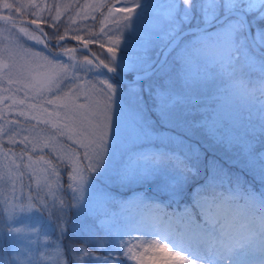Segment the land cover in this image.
I'll return each mask as SVG.
<instances>
[{"label": "snow or ice", "instance_id": "snow-or-ice-1", "mask_svg": "<svg viewBox=\"0 0 264 264\" xmlns=\"http://www.w3.org/2000/svg\"><path fill=\"white\" fill-rule=\"evenodd\" d=\"M120 2L123 7L99 0L84 5V12L77 11L81 20H87L89 12L108 9L107 15L100 13L104 17L100 33L88 29V37L71 36L89 50L80 60L76 48L62 47L68 28L65 35L57 36L42 26L50 19L58 27L60 4L41 7L36 0L0 4L4 25L0 40L9 41L0 47V82L8 84L0 87V93H8L0 94V181L5 177L3 160H7L14 201H0L6 205L0 208V218L7 215L6 220L0 219L7 225L6 233L0 227V234H6L9 241L6 249H0V264H125L126 260L141 264V254L134 251L133 240L139 239L132 237L134 231L169 241L176 251L168 243H150L169 251L170 264H264V191L245 187L243 175L210 161L205 182L181 204L188 176L197 175L199 169L185 164L180 155L187 149L192 158L199 159L200 145L186 144L185 137L190 140L202 130L215 136L226 123L220 113L207 109L199 116L191 114L199 103L197 90L211 87L217 78L225 83V91L258 101L264 132V0H169L157 10L168 22L167 30L160 29L156 36L146 34L139 49L145 55L135 60L126 55L128 41L121 48V40L126 30L137 31L149 5L146 0ZM53 7L55 15L30 21L34 28L17 20L30 8L50 11ZM69 7L80 8L68 5L65 13ZM69 21L75 18L69 16ZM105 22L116 27L106 30ZM101 35L110 46L100 41ZM21 37L46 49L54 38L57 52L71 63L34 51ZM153 40L161 42L164 60L155 70L146 54ZM92 44L106 51L93 52ZM193 67L202 68L205 75L193 73ZM129 72L132 78L124 81ZM116 77L121 78L119 85L113 82ZM145 95L152 100L161 125L182 128L179 135L162 138L175 145V151L140 150V144L156 135L154 124L143 114ZM5 109L15 118L6 119ZM24 132L28 135H21ZM5 137L12 147L4 145ZM241 150V171L264 185V147L257 151L244 140ZM170 162L174 167L168 169ZM230 163L237 165V161ZM61 168L67 172L66 185L60 183ZM26 175L31 182L28 195L16 197V181H21L23 192ZM158 176L163 179L157 189L166 199L146 201L143 194H137L135 202L145 211L134 224L115 226L116 213L109 212V205L125 207L128 202L114 200L109 185L143 183ZM62 190L71 192L70 199L56 195ZM73 208L83 218H92V223L70 222L68 212ZM24 214H47L49 227L42 233L27 225L13 226ZM69 230L83 237L79 245L64 244Z\"/></svg>", "mask_w": 264, "mask_h": 264}, {"label": "rangeland", "instance_id": "rangeland-1", "mask_svg": "<svg viewBox=\"0 0 264 264\" xmlns=\"http://www.w3.org/2000/svg\"><path fill=\"white\" fill-rule=\"evenodd\" d=\"M4 0H0V4H2ZM9 2L12 3H27L28 0H9ZM38 4L43 7L44 5H54V4H60L61 5V18L60 21L56 22V25L58 27L52 26V21L50 19L47 20L46 24L49 26V28L55 32H60L62 34H65V29L68 28L69 31L67 34L71 35H79L82 37H88L89 32L88 29H91V32L96 34L100 33V29L102 27L101 21L104 19L103 16L100 15L101 12H103L105 15L108 13L107 8H101L98 11L92 13L89 12V18L87 20H81L80 16L77 15V11L84 12V5H90L93 3L99 2V0H36ZM106 2L117 6V7H123L124 5L120 2V0H106ZM143 2V0H142ZM147 4L149 5L148 10L143 18V20L140 22L139 27L135 33H131L129 30H126L124 33V39L121 40V48L125 45V40L128 41L127 47L128 51L126 55L133 60H135L138 55H145L144 52L139 51L141 42L146 34H151L152 36H156L159 33L160 29L167 30L168 28V22L166 20H163L160 16L157 15V10L161 9L162 6H166L169 3V0H146ZM68 5H79L80 8L77 9L75 7H69L67 9V12L65 13V6ZM0 11H3L0 9ZM36 12L37 16H33L32 13ZM7 13V12H6ZM32 15L34 19L39 17H49L50 15L56 14V9L53 7L50 11L48 9H44L41 11L40 9H28L25 15ZM13 15H16L13 12ZM69 16L74 17L75 21L70 22ZM95 16L96 19L93 20L92 17ZM194 22V21H193ZM3 23H0V27H3ZM27 26V25H23ZM87 26V28L85 27ZM29 27V26H28ZM103 27L107 30L109 28L114 29L116 25L110 24L108 22H105ZM31 29V27H30ZM15 31V30H14ZM116 33L113 32V35ZM7 33H5V36ZM23 40V43L25 46L31 47L34 51H40L43 52L45 55L49 56L50 58L59 59L60 61L64 63H71V61L68 60V57L63 55L62 53L57 54L58 52H52V54H48L46 52V48L43 47V45H38L34 41H29L26 38L21 37ZM100 41L105 43L106 47L110 46L108 44L107 38L103 35L100 36ZM9 41L7 39L0 40V47L7 46ZM66 43V42H65ZM160 41L153 40L151 46L148 49V52L146 53L153 61L156 60L160 53ZM94 50L96 52H102L106 51L105 49H100L98 44H93ZM56 54V55H55ZM118 56L121 54L118 51ZM6 55V54H5ZM76 59L80 60L84 56V54H81L80 52H76ZM174 55V54H173ZM168 63H171V57H169ZM193 73H196L197 71L200 72V75L203 77L205 75L203 69L199 70L196 67H193L192 69ZM216 71H219L216 69ZM81 77L84 78V73H80ZM156 76H159V72H156ZM90 78V77H87ZM254 79H258V77H254ZM71 83V81H69ZM117 83V82H114ZM120 83V82H119ZM119 83H117L119 85ZM0 87L7 88L8 84L6 80H3L0 82ZM65 90H67L65 88ZM126 91V89H124ZM199 95L197 96V99H199L200 107L204 108L207 107V100L211 99L213 100V107L209 112H218L226 121L225 124H223L222 127H225L227 129L226 135L227 137H231L233 141L235 142H243L244 138L241 137V130H240V121H242L244 116H247L249 118H255L259 117V115L252 113V110L249 106L252 105L253 102H249L246 98H242L239 95L231 94L227 91H225V83L221 81V79L217 78L215 81L212 82V86L209 88H202L197 90ZM4 96H7V92L0 93ZM22 96V93L20 94ZM247 103H245V101ZM132 106V105H130ZM3 105H0V108H2ZM134 107V106H133ZM143 114L154 124V132H155V138H153L150 141H145L142 144L139 145L140 150H167V151H175V145L169 144L166 141L162 142L163 137L173 136V135H179L182 131L181 128H175L172 129L171 126L161 125L158 122V117L156 112L153 110H149L148 106L146 105L145 101H143ZM153 108V104H152ZM259 112V105L258 110ZM204 113V112H203ZM154 114L156 116H154ZM5 116L6 119H14L12 115L8 114V110L5 109ZM260 118V117H259ZM0 123H3V121H0ZM32 123H35V121H32ZM8 127L7 125H5ZM239 131V132H238ZM21 135H28L27 132L21 133ZM20 137H17L19 139ZM199 137L197 135L191 136L190 140L188 137H185V143H200L198 141ZM4 145L6 147H12L7 144V137L4 138ZM17 152H19V148L15 149ZM39 154V153H37ZM47 155V153H45ZM180 155L184 157L185 164H194L198 169L199 172L197 175L192 176L189 175L187 179V183L184 185L182 190V199L181 204L188 202L191 192L193 189L197 188L198 185H201L205 182L206 177V169L209 166L210 161H215L218 165L222 166L224 169H227L232 174H240L244 176V180L246 181L245 187L251 186V188L256 192L264 191V186L257 187L252 183L251 180L245 177L244 173L237 168V165H233L230 163V161L233 160H227L219 155H207L204 153V151L200 150V157L199 159L192 158V154L187 151V149H183L180 151ZM2 159V157H0ZM7 160H3L4 165V171H5V177L3 181H0V201H8L9 203L14 202L13 197V189H12V183L8 179L7 176ZM168 169H171L174 167V163L170 162L167 166ZM61 171V178L60 183L61 184H67L68 178H67V172L64 170V168L60 169ZM163 177L158 176L151 180L145 181L143 183H132L127 185H121L119 183H112L108 187V191L112 195L113 199L120 202H128L127 206L121 207V204H110L109 205V212L110 213H116V216L114 218L115 226H124V225H132L134 224L140 217L141 212L145 211V209L138 205L136 201L137 194H143V197L146 201H162L165 200L166 197L159 193L157 189V185L162 182ZM30 180L28 176L26 175L23 179V185H24V191H21L20 184L21 181H16V191L15 195L16 197L23 196L25 199L28 195V186L30 184ZM33 189L35 188V185H32ZM44 195L47 196V191L45 190ZM57 196L63 197L65 199H70L71 192L67 191H59L56 193ZM6 205L3 203H0V208H5ZM175 207V205H173ZM79 217V211L78 209H71L68 212L69 221H74L75 217ZM2 220L7 219V215L5 214L4 217L0 218ZM30 226L34 228H38L43 231L49 227V222L47 220V214H44V216H40V214H37L36 216L24 214L19 215L17 217V222L15 227L20 226ZM132 237H139V239H134L133 244L136 246L134 247V251H137L141 254V264H170V262L173 260V258L170 256L169 251L163 249L162 247H157L155 245H152L151 241H157L158 244L163 245L165 243L169 244V248L172 251H176V249L172 246V244L163 239L160 236L157 235H151V234H142L141 232H132ZM6 236V235H5ZM126 239L128 237H125ZM7 248L9 241L7 236L5 237L4 241L0 242V245H2ZM125 264H137V261L135 260H126Z\"/></svg>", "mask_w": 264, "mask_h": 264}, {"label": "trees", "instance_id": "trees-1", "mask_svg": "<svg viewBox=\"0 0 264 264\" xmlns=\"http://www.w3.org/2000/svg\"><path fill=\"white\" fill-rule=\"evenodd\" d=\"M24 16H31L24 15ZM43 27L46 30L47 33H54L55 35L61 34L59 31L55 32L49 28V26L46 23H43ZM127 76H130L129 73H126ZM157 77V76H156ZM156 77H153L155 80ZM257 96L259 97V93H257ZM199 100V99H197ZM207 100V107H200V104L198 103L195 107V109L191 110L192 115L199 116L200 114H203L204 110L207 109L209 112L213 107V100L208 98ZM144 101L146 105L148 106V109L153 111L152 108V100L145 95ZM245 101V100H244ZM245 103H247L245 101ZM258 101L253 102L251 106H249L252 110L253 115L257 114L259 115L258 110ZM154 116H156L154 114ZM261 121L259 117L255 118H249L247 116H244L242 121H240V130H241V137L244 138V140L249 141L252 145H254L255 149L259 151L262 147H264V132L261 130ZM221 125L220 130L216 133L215 136L209 137V135L206 133V130H202L200 133L196 134L200 142V150L204 151L205 154L209 155H219L227 160H233L237 161V168L241 170L243 168V155L241 150V144L242 142H235L231 137H227L226 131L227 129L225 127H222ZM182 131V128L180 129ZM239 132V131H238ZM245 177L247 176L249 179L252 180V182L256 185H262L258 180H254L252 175H249L247 171H243ZM74 221L77 223V225L82 226L83 224H91L92 218L85 219L81 215L78 217H75ZM0 227L4 228V232L6 233L7 225L0 223ZM6 234H0V242L4 241ZM83 237L81 235H74L71 230L68 231L67 236L64 240V244L68 245L69 243L79 245L82 242ZM0 249H6L3 244L0 245ZM90 250H92L90 248Z\"/></svg>", "mask_w": 264, "mask_h": 264}, {"label": "water", "instance_id": "water-1", "mask_svg": "<svg viewBox=\"0 0 264 264\" xmlns=\"http://www.w3.org/2000/svg\"><path fill=\"white\" fill-rule=\"evenodd\" d=\"M3 14H6V15H7L8 13H3ZM17 20H18V21L23 20V21H25V24H27V25L31 26L32 28H34V26L30 25V21H31L32 19H29V18H26V17H19V16H17ZM1 23H3V22H1ZM193 30H194V29H193ZM184 32L187 33V32H188V29L185 28V29H184ZM66 39H71V36H67V35H66ZM51 43L56 44V41H51L50 44H51ZM69 48H76V49H79V50L84 51L85 53H87V54L89 55V50H85V49L83 48L82 43H79L78 45L70 46ZM89 49L91 50L90 46H89ZM91 51H92V50H91ZM163 62H164V60H163V58H162V54H161V52H160L158 58L156 59L155 63L153 64V65H154V70L157 69V67H159V65H161ZM105 71H106V70H105ZM111 75H112V74H111ZM132 75H133V74H132ZM131 78H132V77H131ZM131 78H126L125 76H123L124 81H127L128 79H131ZM118 79L120 80L121 78L118 77Z\"/></svg>", "mask_w": 264, "mask_h": 264}, {"label": "flooded vegetation", "instance_id": "flooded-vegetation-1", "mask_svg": "<svg viewBox=\"0 0 264 264\" xmlns=\"http://www.w3.org/2000/svg\"><path fill=\"white\" fill-rule=\"evenodd\" d=\"M72 43H76V42H72ZM71 43V44H72ZM70 44V45H71ZM57 49V47L56 46H54V45H52V47L50 48V49H48L47 51L49 52V53H51L53 50H56Z\"/></svg>", "mask_w": 264, "mask_h": 264}]
</instances>
